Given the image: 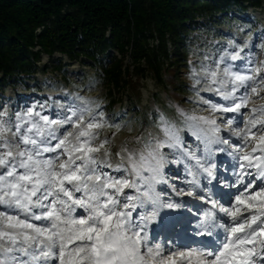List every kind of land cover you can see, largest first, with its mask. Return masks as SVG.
<instances>
[{
    "label": "snow or ice",
    "instance_id": "obj_1",
    "mask_svg": "<svg viewBox=\"0 0 264 264\" xmlns=\"http://www.w3.org/2000/svg\"><path fill=\"white\" fill-rule=\"evenodd\" d=\"M247 48L190 61L194 107L147 137L116 144L123 126L81 96L0 111V264H264V59ZM176 197L195 230L158 239Z\"/></svg>",
    "mask_w": 264,
    "mask_h": 264
},
{
    "label": "trees",
    "instance_id": "obj_2",
    "mask_svg": "<svg viewBox=\"0 0 264 264\" xmlns=\"http://www.w3.org/2000/svg\"><path fill=\"white\" fill-rule=\"evenodd\" d=\"M261 6L264 0H0V100L9 101L10 115L34 104L51 107L52 98L38 93L44 85L55 89L54 83L62 80L45 77L39 82L36 75L58 71L70 84L66 68L77 61L92 68L91 83L105 87L94 101L113 121L123 125L125 117L123 110L114 111L121 102L115 91L131 87L137 134L156 128L161 112L180 124L176 109L194 107L189 62L198 63L203 54L215 55L237 42L233 32L246 33V27L257 42H264L262 27L248 14L250 7ZM57 53L68 62L53 58ZM43 55L48 64H40ZM128 56L131 64L124 63ZM147 76L156 91L150 94L149 106L142 108L137 105L141 95L137 88L139 79ZM7 88L30 95L6 97ZM60 88L63 103L74 100L65 87Z\"/></svg>",
    "mask_w": 264,
    "mask_h": 264
},
{
    "label": "rangeland",
    "instance_id": "obj_3",
    "mask_svg": "<svg viewBox=\"0 0 264 264\" xmlns=\"http://www.w3.org/2000/svg\"><path fill=\"white\" fill-rule=\"evenodd\" d=\"M248 14H251L255 17V19L259 22L260 26L262 27V31H264V6H261L260 8L257 9H249ZM236 16H239L237 12L235 13ZM245 18V17H242ZM219 29L221 31H225L226 27L225 26H220ZM235 31V30H234ZM251 30L246 27V33H242L241 31H236L233 32V30H230V32L234 33V36L237 40V43L244 45L246 42L248 43V48L246 49V52L250 53L252 58L255 60H261L264 59V42H257V38L250 33ZM210 54V53H208ZM117 55V54H115ZM118 56V55H117ZM63 62H68L66 57L61 56ZM119 57V56H118ZM53 58H60L59 54H54ZM49 62V58L47 55L41 56V62L40 64H44ZM124 63L126 64H131V60L129 59V56L125 58ZM132 67V66H131ZM67 70V75L71 80L70 84L64 83L63 79L61 78L60 74L58 71L54 73H49L45 75L44 77L41 76L40 74H37V79L39 82H42V80L45 77L48 78H53L56 77L57 81L62 80L60 83H54L55 89L48 87L46 85L43 86V89L38 93L39 95H47L50 96L51 102H52V107L50 108H56L58 105H66L68 102L63 103L62 99L63 98V93L64 91L60 88L61 86L65 87V90L69 92L70 96L75 98L76 96L80 95L81 97H84L86 99L94 100L95 98H100L101 95L105 93V87L101 85L99 82H95L94 84L91 83V78H92V68L86 65H82L80 62L73 61L71 64L66 68ZM182 73L179 74L180 78L184 77V70L181 71ZM135 78L132 80L134 81ZM140 91V99L138 102L139 107H148L150 104V94L154 93L156 91V88L154 86L153 80H151L148 76L145 77V79H139V85L137 88ZM191 91V89H189ZM78 94V95H76ZM116 96L115 97H121V102H118L115 105L114 111L119 113L121 110L125 113V117L123 119V127L121 132L118 134L115 143L119 144L121 141L127 139H131L135 137L138 133L137 125L135 124V112L131 109V107L134 105V93L131 87H123L119 91H115ZM18 95H23L25 97L29 96L30 93L27 91L20 90L19 93H14L10 88H7L4 96L6 97H12L15 98ZM161 95V101L165 102V97L164 95ZM207 95V94H205ZM60 96V98L58 97ZM78 103V101H76ZM0 107H4L3 111H7L9 114L11 113V107L9 101L7 103H4V101L0 100ZM136 103V102H135ZM177 105L178 103H174ZM25 105H29L28 102L25 103ZM34 105H39V104H34ZM160 106V104H158ZM58 110V108H57ZM179 126L180 124L177 123ZM131 129V131H129ZM156 128L151 127L147 132L144 133V137H147L149 133H155ZM185 144L187 147L195 149L196 147V142L191 139L187 138L185 141ZM223 158V157H221ZM221 167H224L223 165ZM166 172L168 173V176L171 178L173 183H176L178 187H184V184L182 183L183 180L187 179L186 172L184 170L183 165H176V164H171L168 166L166 169ZM191 200V198H190ZM192 202V200H191ZM188 208L190 209L191 206L188 205ZM170 211H175L176 209H169ZM173 213L169 214L167 211L164 209L161 213V216L163 217V221L161 222L160 220L157 221V225L159 226V232L157 235L158 239H163L165 236H171L174 235L175 233V227L171 229V232L167 234L168 228L171 226V223L173 222ZM181 224V222H178ZM187 231H190V229H187Z\"/></svg>",
    "mask_w": 264,
    "mask_h": 264
},
{
    "label": "bare ground",
    "instance_id": "obj_4",
    "mask_svg": "<svg viewBox=\"0 0 264 264\" xmlns=\"http://www.w3.org/2000/svg\"><path fill=\"white\" fill-rule=\"evenodd\" d=\"M182 200H185V199H181V201ZM176 210H178L179 212H181L182 210H181V208H177ZM184 213V212H183ZM184 215H187L186 213H184ZM157 228V227H156ZM156 228H155V230H156Z\"/></svg>",
    "mask_w": 264,
    "mask_h": 264
}]
</instances>
